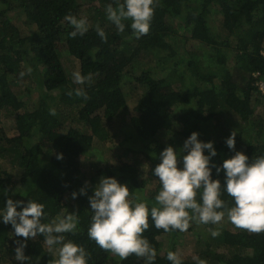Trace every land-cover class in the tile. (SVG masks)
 Instances as JSON below:
<instances>
[{
  "label": "trees",
  "instance_id": "obj_1",
  "mask_svg": "<svg viewBox=\"0 0 264 264\" xmlns=\"http://www.w3.org/2000/svg\"><path fill=\"white\" fill-rule=\"evenodd\" d=\"M121 2L0 0V122L13 119L16 131L8 136L0 126V208L7 198L34 200L45 205V223L75 212L79 231L62 235L86 249L88 264H147L134 254L121 260L88 238V196L102 175L127 184L131 199L138 196L151 207L160 185L144 192L147 180L138 172L140 155L159 160L167 146L180 154L184 140L195 131L201 141L214 142L217 155L212 160L219 165L234 154L225 138L235 131L240 142L249 128L248 143L235 150L250 159L264 154V115L254 109L264 100L259 90L264 84V0H157L150 30L139 39L130 21H124L121 33L107 18L106 6L116 8ZM68 15L87 19L83 36H69ZM19 20L34 30L25 33ZM97 26L106 40L97 35ZM149 54L157 61L144 60ZM64 56L78 62L76 72L85 77L84 84L74 82ZM32 75L36 90L30 95L39 99L30 109L18 96V86L25 77L32 81ZM128 83L143 87L134 106L139 120L131 128L123 124L121 109ZM77 88L84 89L86 99L75 94ZM125 130L112 150L119 168L104 164L110 151L105 140ZM166 132L172 133L164 142ZM56 153L63 158L57 159ZM212 176L223 183V171L213 169ZM81 187L86 195L72 199L71 193ZM221 198L231 206L226 193ZM191 223L186 231L203 239L197 240L199 251L193 257L205 264H264V232ZM212 229L220 235L213 237ZM184 232L156 229L149 219L142 235L156 250L153 264H171L167 253L176 252ZM164 238L169 242L166 250L161 249ZM19 239L10 224L0 222V264H21L14 259V241ZM58 249L49 252L43 236L29 239L25 255L31 261L26 264H53ZM193 257L182 259L183 264H196Z\"/></svg>",
  "mask_w": 264,
  "mask_h": 264
},
{
  "label": "clouds",
  "instance_id": "obj_2",
  "mask_svg": "<svg viewBox=\"0 0 264 264\" xmlns=\"http://www.w3.org/2000/svg\"><path fill=\"white\" fill-rule=\"evenodd\" d=\"M156 3L157 0H122L116 8L108 4L107 18L121 33L125 31L124 21H130L128 26L139 39L150 30ZM65 20L72 27L69 32L72 38L83 36L88 31L86 18L68 15ZM96 31L101 39H107L99 26ZM26 71L31 73L32 69L28 67ZM19 75L23 77L25 72ZM72 75L75 83H85L81 73L74 72ZM259 90L264 94V84L259 85ZM74 91L77 96L87 98L83 88ZM198 136L199 133L193 131L184 140L180 154L172 146L165 147L159 153L160 162L152 169L160 185L154 196V206L149 207L138 196L129 199L127 184L118 182L115 177L102 175L92 190L93 194L88 196L92 213L87 229L88 238L121 260L134 254L144 258L147 264H153L156 250L142 235L149 229V219L156 229L184 232L189 229L191 222L217 225L226 216L237 228L254 233L264 232V154L250 159L242 151H236V132L233 131L224 142L234 154L217 165L212 160L217 155L214 142L201 141ZM56 158L62 159L63 154L56 153ZM180 159L182 167H178ZM213 169L217 174L223 171V183L213 178ZM224 193L231 198L230 207L221 198ZM78 195H86V188L81 187L79 193H71L72 199ZM44 208V204L34 200L27 199L25 202L11 198H7L0 208V222L10 224L13 234L23 238L14 241V259L21 264L30 262L31 257L25 255L27 242L43 236L49 252L59 245L58 258L53 264H88L86 249L71 239L65 240L62 235L79 231L76 213L57 215L45 223L42 222L47 215ZM211 235L216 237L220 232L212 229ZM166 259L171 264H183L181 257L173 251L167 253ZM193 259L196 264H205L199 257Z\"/></svg>",
  "mask_w": 264,
  "mask_h": 264
},
{
  "label": "rangeland",
  "instance_id": "obj_3",
  "mask_svg": "<svg viewBox=\"0 0 264 264\" xmlns=\"http://www.w3.org/2000/svg\"><path fill=\"white\" fill-rule=\"evenodd\" d=\"M10 16L12 18H14L15 16H17L16 14L11 13ZM19 16V15H18ZM218 20V18H217ZM20 22V29L22 31H24L25 33H30L31 31L34 30L33 26H29L27 25V23L24 20H19ZM150 58H144V60L146 59L148 62L152 61L155 62L157 61V58H154L152 54H149ZM62 61L64 63V66L66 67V69L68 71H70L71 73H74L76 71H78L79 66H78V62L73 59L72 57H68V56H64L62 57ZM35 83V78L32 75V81L31 79L28 77H25L24 80H22V82L20 83V85L18 86V90L19 92H22V94H19L18 96L22 95V99L25 102V107L26 108H30L32 109V106L34 103L37 102V100L39 99V97H34L31 96L30 93L32 91L36 90V86L34 85ZM123 93H124V101H123V106L121 107V109L123 111V119H124V123L128 125V128H131L129 126H132L133 123H136L137 120H139V117L136 116L135 114V110H134V106L136 105L138 96L140 94H142L143 91V87H139V86H134L131 83H128L125 87H123ZM258 100V99H257ZM259 102V101H258ZM254 104V103H253ZM120 109V110H121ZM254 109H255V114H262L264 115V100L260 103H257L256 105H254ZM118 120V119H115ZM5 122V123H4ZM3 123L0 122V126H3L5 129L6 134H8V136H12L14 134H16V131L14 130V127L12 126L13 124V119L10 120V118L5 119ZM243 126H245L246 124H242ZM251 125V124H249ZM240 130V129H239ZM238 130V131H239ZM252 128H249L247 130L246 133L243 134V136L241 137L240 142L235 141V146H238L243 143H248V140L250 139V134ZM129 130H125L124 132H120V134L114 138V136H112L111 138L107 139V141H99V143H105V146L109 148V154L106 153V155L104 156L103 160H104V164L106 165H114L115 167H118V161L116 159V157L112 154V150L115 149V146L120 143V140L122 138H124V133L127 132L128 133ZM165 133V132H164ZM172 132H166L165 134V140H162L164 142H167L166 138L171 135ZM163 134V132H162ZM102 139L104 140V135L100 136ZM116 151V149H115ZM139 158L141 159V165L138 168V172L139 174L142 175V177L140 179H142L143 177H145V179L147 180V185H145L144 188V192H147L149 190H155L156 184L158 183V180H156V178L152 177L150 175V172L152 173V169L160 162L159 160H155V159H148L143 157L142 155L139 156ZM178 167H182V164L180 162H178ZM119 168V167H118ZM132 194L129 195V199H131ZM134 198V196H133ZM193 226V224H190L191 228ZM217 227H221V228H230V229H238L237 227H235L234 225H232L228 220L227 217L225 216L224 220L216 225ZM206 235V234H205ZM203 237H205L202 234ZM198 239H201L200 235H197L196 233H194V231H185L184 233L181 234V236L178 238V245L176 248V253L178 256L181 257V259L184 258H192L194 255L198 254L199 251V243H198ZM169 244L168 239L164 238L162 241V247L161 249L166 250L165 248L167 247V245Z\"/></svg>",
  "mask_w": 264,
  "mask_h": 264
}]
</instances>
